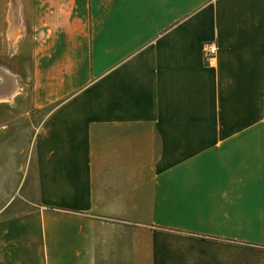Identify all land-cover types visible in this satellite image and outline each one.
I'll use <instances>...</instances> for the list:
<instances>
[{"label": "crops", "instance_id": "1", "mask_svg": "<svg viewBox=\"0 0 264 264\" xmlns=\"http://www.w3.org/2000/svg\"><path fill=\"white\" fill-rule=\"evenodd\" d=\"M22 3L0 264H264V0Z\"/></svg>", "mask_w": 264, "mask_h": 264}, {"label": "rangeland", "instance_id": "2", "mask_svg": "<svg viewBox=\"0 0 264 264\" xmlns=\"http://www.w3.org/2000/svg\"><path fill=\"white\" fill-rule=\"evenodd\" d=\"M23 1L25 0H0V21L4 25L3 40L0 42V46H2V43L4 48L2 52L8 58L16 50L15 37H17V32L14 37L10 38L6 37V30L12 24L16 25L15 29H17L20 23V30L23 28L25 31L26 20L22 11ZM27 96L28 90L25 87L24 78L20 80L13 72L0 69V129L7 128L12 131L10 137H2L3 143L6 141H9L13 145L18 143L19 147H22L24 144L26 146L30 145L32 137L29 136L30 132L26 125H24L25 121H23V118L27 115L24 112ZM12 98H16L15 101ZM10 172H12L11 169ZM19 174L25 178L27 176L32 177L34 176V171H32L30 165L28 168L23 166L19 169ZM0 189V208H6L0 214L11 213L24 207L21 199L18 197V194H21V184L4 183L0 185Z\"/></svg>", "mask_w": 264, "mask_h": 264}, {"label": "built area", "instance_id": "3", "mask_svg": "<svg viewBox=\"0 0 264 264\" xmlns=\"http://www.w3.org/2000/svg\"><path fill=\"white\" fill-rule=\"evenodd\" d=\"M201 48H202L203 59L208 63H212L216 52L215 43L213 41L203 42Z\"/></svg>", "mask_w": 264, "mask_h": 264}]
</instances>
